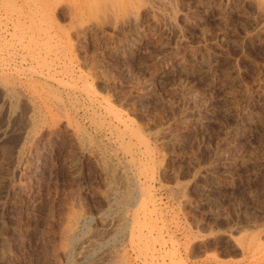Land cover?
I'll use <instances>...</instances> for the list:
<instances>
[{"label": "rangeland", "instance_id": "374dc122", "mask_svg": "<svg viewBox=\"0 0 264 264\" xmlns=\"http://www.w3.org/2000/svg\"><path fill=\"white\" fill-rule=\"evenodd\" d=\"M132 1L0 23V264H264V1Z\"/></svg>", "mask_w": 264, "mask_h": 264}, {"label": "bare ground", "instance_id": "6f19581e", "mask_svg": "<svg viewBox=\"0 0 264 264\" xmlns=\"http://www.w3.org/2000/svg\"><path fill=\"white\" fill-rule=\"evenodd\" d=\"M117 1V2H116ZM138 1V0H137ZM153 1V0H152ZM264 1V0H263ZM262 1V2H263ZM130 2H133L132 0H0V23H15L17 27L21 25L22 23H55V17L52 14L54 9H57L58 7H64L69 10L68 12L71 15V18L75 20L83 21V19L91 17L94 13L100 11L101 9L105 10L106 8H109L110 6L117 7L118 11L126 12L128 6L130 5ZM161 2V1H160ZM260 2V1H259ZM139 3L142 4V2L139 1ZM129 4V5H128ZM260 4V3H258ZM168 5V4H167ZM163 7V6H162ZM262 5L260 6V8ZM114 8V7H113ZM101 10V11H102ZM111 10V9H110ZM107 11V10H106ZM128 11V10H127ZM167 12V11H166ZM120 13V12H119ZM123 14V13H122ZM125 14V13H124ZM131 14V13H130ZM169 14V13H168ZM119 16V15H118ZM70 17V16H69ZM126 18V17H125ZM77 21V22H78ZM87 21V20H86ZM74 23V22H72ZM82 23V22H81ZM87 23V22H86ZM34 25V24H32ZM37 25V24H36ZM31 26V25H30ZM15 27V26H14ZM24 27H26L24 25ZM35 27L31 26L33 29ZM39 27V28H40ZM21 29V28H19ZM41 30V29H40ZM36 32V30H35ZM41 32V31H40ZM46 36H49V33L46 34ZM25 38V36H24ZM30 44L34 46L37 44L36 38L33 36L28 37ZM27 40V39H26ZM27 44V45H25ZM43 44V43H42ZM26 46L25 49H31V47L28 46V42L24 43ZM23 45V46H24ZM34 55L31 51V56ZM41 56V55H40ZM25 58V57H24ZM36 60V59H35ZM17 69V68H16ZM5 78V77H4ZM8 81V80H7ZM2 82V81H1ZM3 83V82H2ZM7 83V82H6ZM5 84V83H4ZM10 84V83H8ZM3 85V84H2ZM7 85V84H6ZM9 87V85H8ZM6 89V88H5ZM9 89V88H7ZM11 91V89H10ZM17 91V90H16ZM12 94V93H11ZM14 97V96H13ZM119 119V118H118ZM124 124V123H122ZM126 126V124H124ZM128 129V127L126 126ZM140 136V135H139ZM140 138V137H139ZM141 139V138H140ZM142 139V144L145 143ZM144 142V143H143ZM141 144V145H142ZM145 145V144H144ZM140 147V146H139ZM145 147H147L145 145ZM149 196V194H148ZM149 199V198H148ZM152 202V201H151ZM153 203V202H152ZM153 205V204H152ZM150 212V211H149ZM144 214V213H143ZM146 215V214H145ZM146 217V216H145ZM70 228V227H69ZM70 230V229H69ZM74 232V231H73ZM152 232V231H151ZM151 234V233H150ZM152 235V234H151ZM142 236V235H141ZM257 236V235H256ZM153 237V236H152ZM141 238V237H140ZM143 238V237H142ZM146 238V237H145ZM146 240V239H145ZM154 240V239H153ZM147 241V240H146ZM145 241V242H146ZM157 241V239H156ZM240 243V242H239ZM147 244V243H146ZM242 244V243H241ZM259 245V244H258ZM261 245H264L261 244ZM250 246V244H249ZM255 246V245H254ZM260 246V245H259ZM262 247V246H261ZM155 248V247H154ZM260 248H256V251ZM6 250V249H5ZM63 250V249H62ZM248 250V249H247ZM153 251V250H152ZM125 252V251H123ZM154 252V251H153ZM259 252V251H258ZM152 253V252H151ZM161 253V252H160ZM89 254V253H88ZM111 254V253H110ZM118 255V254H117ZM153 255V253H152ZM119 256V255H118ZM124 256V255H123ZM153 257V256H152ZM122 258V257H121ZM125 259V258H123ZM122 259V260H123ZM128 261V260H127ZM129 262V261H128ZM126 260L121 263H128ZM120 263V264H121ZM132 263V262H131ZM129 262V264H131Z\"/></svg>", "mask_w": 264, "mask_h": 264}]
</instances>
